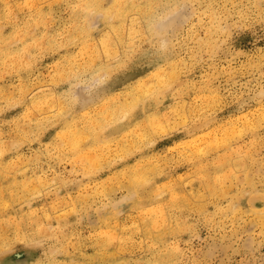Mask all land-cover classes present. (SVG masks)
<instances>
[{"label": "rangeland", "instance_id": "1", "mask_svg": "<svg viewBox=\"0 0 264 264\" xmlns=\"http://www.w3.org/2000/svg\"><path fill=\"white\" fill-rule=\"evenodd\" d=\"M93 1L0 0V264H264V0Z\"/></svg>", "mask_w": 264, "mask_h": 264}, {"label": "bare ground", "instance_id": "2", "mask_svg": "<svg viewBox=\"0 0 264 264\" xmlns=\"http://www.w3.org/2000/svg\"><path fill=\"white\" fill-rule=\"evenodd\" d=\"M117 1H119V0H117ZM117 1H116V2H117ZM116 2H115V3H116ZM120 3H121V2H120ZM120 3H116V4H119V5H120ZM121 6H123V5L121 4ZM121 6H118V7H121ZM118 7H117V8H118ZM117 8H116V9H117ZM82 9H84V10H82V11H86L87 14L93 12V13H98L97 15H99V13H100L99 10L102 11V10L100 9V5L97 4V1H96V0L93 1V2H91L89 5H88L87 3H85V4H84V8L82 7ZM119 9H120V8H119ZM109 12H110V11H109ZM121 12H122V11H121ZM117 13H119V12L117 11ZM125 13H127V12H125ZM119 14H120V13H119ZM93 15H94V14H92L91 16H93ZM123 15H124V14H123ZM6 16H7V15H6ZM115 16H116V15H115ZM119 16H120V15H119ZM109 19H110V18H109ZM156 24H157V23H154V26H155ZM161 24H162V25H161ZM161 24H160V25L157 24V25H156V28H157L158 26H161V28H164V29L167 28L166 22H165V23H161ZM164 24H165L166 26H165ZM169 24H170V23H169ZM171 24H172V23H171ZM164 26H165V27H164ZM168 27H169V26H168ZM87 28H88V27H87ZM154 28H155V27H154ZM161 28L159 27L158 29H161ZM160 31H161V30H160ZM16 35H17V34H16ZM2 45H3V44H2ZM4 45H5V44H4ZM4 45H3V46H4ZM0 49H1V48H0ZM66 135H67V134H66ZM71 139H72V138H71Z\"/></svg>", "mask_w": 264, "mask_h": 264}, {"label": "snow or ice", "instance_id": "3", "mask_svg": "<svg viewBox=\"0 0 264 264\" xmlns=\"http://www.w3.org/2000/svg\"><path fill=\"white\" fill-rule=\"evenodd\" d=\"M262 99H264V93H262Z\"/></svg>", "mask_w": 264, "mask_h": 264}]
</instances>
